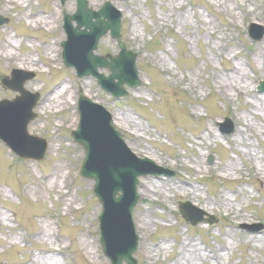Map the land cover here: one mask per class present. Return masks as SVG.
I'll return each mask as SVG.
<instances>
[{"label":"rangeland","instance_id":"1","mask_svg":"<svg viewBox=\"0 0 264 264\" xmlns=\"http://www.w3.org/2000/svg\"><path fill=\"white\" fill-rule=\"evenodd\" d=\"M88 1L98 9L105 0ZM111 1L141 80L120 100L63 67L57 0H0V14L10 20L0 29V100L17 96L1 83L9 73L35 71L25 88L43 99L28 132L48 144L43 160H21L0 140V264H111L99 245L102 207L93 181L79 175L85 154L71 138L80 89L113 115L129 150L175 173L148 175L137 188L136 264H187L188 256L194 264H264V91H257L264 35L252 42L247 33L252 23L264 25V1ZM64 9L74 13L75 1ZM116 47L104 37L96 54H117ZM236 66L242 79L233 77ZM227 120L231 136L219 126ZM184 185L198 188V196L192 189L186 195ZM214 199L224 205L203 202ZM183 201L206 214L196 218L202 222L181 217ZM253 235L261 242H251ZM192 241L208 258L186 255Z\"/></svg>","mask_w":264,"mask_h":264},{"label":"water","instance_id":"2","mask_svg":"<svg viewBox=\"0 0 264 264\" xmlns=\"http://www.w3.org/2000/svg\"><path fill=\"white\" fill-rule=\"evenodd\" d=\"M77 1L78 12L67 18L65 26L69 35V41L63 45L67 67H75L80 77L96 76L105 88H109L108 82L113 83L115 79L119 80L118 85L122 88L125 84L137 88L136 58L126 51L122 43L119 48L123 53L118 57H93L98 41L108 31L120 40V18L110 5L101 12H94L85 0ZM73 21L77 22L75 29L71 27ZM98 68L109 69L111 76L105 79L97 75ZM22 93L13 102H0V139L23 158H36L37 153L43 157L45 147L42 143L26 135L27 124L34 120L32 109L35 101L25 91ZM78 112L82 121L73 136L87 154L82 175L96 181L94 191L104 207L100 217L103 250L113 264H135L133 256L137 252L138 238L134 233L132 211L138 204L137 179L148 174L160 175L149 163L135 159L127 151L121 136L114 132L110 119L100 108L95 110L91 102L82 97Z\"/></svg>","mask_w":264,"mask_h":264},{"label":"bare ground","instance_id":"3","mask_svg":"<svg viewBox=\"0 0 264 264\" xmlns=\"http://www.w3.org/2000/svg\"><path fill=\"white\" fill-rule=\"evenodd\" d=\"M30 25H32V23H30ZM233 77H238V78H240V79H242L243 77H244V75L246 74L242 69H241V66H236V68H234L233 69ZM228 81V80H227ZM46 108H49V107H46ZM203 172V168H202V170H199V171H197V175H200V174H203L202 173ZM185 184H189V182L188 181H186V183ZM185 186V188H184V192L186 193V195H188V196H193V194L191 195V193H190V191H191V189L193 190V192L194 193H196L197 195H194L193 196V199L195 198V197H197L198 196V188H195V187H189V186H187V185H184ZM150 191V190H149ZM204 202V204H206V205H209V206H211V208L213 209V208H215V206H218V207H220V206H222V205H224V202L223 203H215V199L213 200V202L212 203H210V204H208V203H205V202H207V201H203ZM233 215H235V212H234V214L232 213V216ZM236 216V215H235ZM233 217L234 219H237V217ZM245 220L246 219H244L243 218V221L245 222ZM247 222V221H246ZM245 222V223H246ZM234 224V223H233ZM46 237L48 238V235L46 234ZM261 240H262V237H260V235H258V237L257 236H255V235H253L252 237H250V241L251 242H256V241H258V242H261ZM193 245H192V247H193V249H191L190 250V247L186 250V247H185V245H184V249H185V251L187 252V254L186 255H194V256H196V259H200V260H203V259H205V258H208L201 250H199V248L197 247V245L194 243V241H192L191 242ZM179 251H181L182 252V247H181V249L179 250ZM192 256H188L187 257V259H186V263L187 264H194V262L193 261H191L192 259ZM178 263H180V262H176V264H178Z\"/></svg>","mask_w":264,"mask_h":264}]
</instances>
